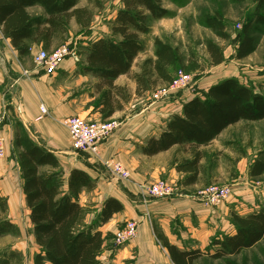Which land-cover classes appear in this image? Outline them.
Here are the masks:
<instances>
[{"label":"trees","instance_id":"16d2710c","mask_svg":"<svg viewBox=\"0 0 264 264\" xmlns=\"http://www.w3.org/2000/svg\"><path fill=\"white\" fill-rule=\"evenodd\" d=\"M120 7L111 21L110 34L92 40L85 48L80 70L92 73L97 78L94 85L97 93L95 107H99L103 119L123 109L130 100V94L123 85L115 84L120 75H129L135 83L137 97L151 92L160 84L172 80V71L181 65L182 56L176 47L158 37L153 40V56L144 58L138 64V71L131 72L134 60L143 52L140 35L147 34V17L160 19L168 15L162 0H119ZM79 0H0V29L9 39L19 56H27L32 45L44 49L53 46L54 41L68 32L71 19L81 28H88L93 20V10L79 6ZM100 7L98 0H93ZM39 7L41 14L32 15L29 9ZM264 0H256L254 23L264 24ZM205 25L222 39L229 37L224 23L214 16H207ZM251 24L243 26L235 58L243 59L256 48V41L249 31ZM210 65L222 63L221 48L212 41L206 42ZM198 69L189 59L184 70ZM264 120V95L240 82L227 77L210 85L202 95H195L182 104L181 114H173L166 121L158 136H151L140 146L141 152L152 156L183 146L191 153L176 164L177 172L185 173L180 183L190 185L197 182L201 172L200 161L204 157L201 147L208 145L227 127L240 121ZM13 146L18 149L16 160L22 178V192L31 225L37 252L34 264H105L99 256L104 238L96 224L107 222L114 213L123 209L121 202L108 197L98 214L96 222L86 225L83 220L86 208L79 203L82 190L94 187L93 179L83 170L73 168L66 178V186L56 156L34 143L23 126L14 121ZM47 166L48 171L40 168ZM250 177L264 174V147L261 148L249 166ZM234 232L215 237L211 243L213 251L198 248L181 250L153 228L157 241L167 250L172 264H193L202 256L221 259L234 256L264 240V206L244 215L232 214ZM17 226L7 217V199L0 194V238L17 233ZM17 256L10 251L0 264H9ZM226 264H235L226 261Z\"/></svg>","mask_w":264,"mask_h":264},{"label":"crops","instance_id":"0c3cea01","mask_svg":"<svg viewBox=\"0 0 264 264\" xmlns=\"http://www.w3.org/2000/svg\"><path fill=\"white\" fill-rule=\"evenodd\" d=\"M115 14L116 11L111 15V21ZM89 28H95L99 34L93 41L110 34V27L102 23L90 24ZM39 46L41 45H32L41 48ZM19 58L22 57L13 49L9 39L2 35L0 29V114H4L0 135L5 144V156L0 158V194L7 199V207V192H4L1 186H22L16 160L18 149L13 146V124L16 120L34 143L56 156L65 179L63 186H66V178L73 168L85 171L93 179V189L82 190L78 198L79 203L86 208L83 220L86 225L96 222L100 209L108 197L119 200L123 205V209L114 213L107 222L97 223L95 226L104 238L99 256L103 263L128 264L127 261L131 260L129 264H167V261L172 264L164 247H162L164 256L159 254L161 244L154 235L152 219L156 220V230L170 244L181 250L202 249L215 234L225 235L229 232L226 220L230 208L224 203L206 206L199 198L193 197L191 192L200 186L199 177L194 184L180 183L185 173L177 172L175 169L179 157L176 153L182 149V159L191 158V153L187 149L174 145L152 156L144 155L140 149L146 139L159 135L170 116L181 114L182 104L195 96L194 94L190 96L180 94L177 99L174 98V94L168 100L139 107L134 114L120 121L112 134L99 143V154L103 161L109 159L119 161L130 172V181L118 182L102 172L100 162L96 159L71 148L68 130L61 123L64 118L74 115L89 120H100L90 113L91 106H86L91 98L83 101L85 94H72L68 85L69 78L76 71L75 58H65L53 74H46L41 68L30 66L28 63L25 66ZM30 59L32 61L31 55ZM78 75L97 80L95 75L89 72H81ZM124 76L127 75H120L115 84L123 85L124 82L120 79ZM130 81L135 90V83L131 79ZM40 105L46 108V114L41 113ZM124 112L122 109L112 116ZM203 147L205 146L201 149ZM40 169L48 171L51 168L43 166ZM159 178L170 182L180 178L178 186L183 193L180 196L158 199L140 192L139 184H148ZM245 192L247 195L249 189L246 188ZM84 195L88 199L86 204L82 201ZM251 197L247 195L246 198ZM254 210L257 208L249 209L248 212ZM128 220L137 222L136 235L129 242L115 246L112 236Z\"/></svg>","mask_w":264,"mask_h":264},{"label":"rangeland","instance_id":"374dc122","mask_svg":"<svg viewBox=\"0 0 264 264\" xmlns=\"http://www.w3.org/2000/svg\"><path fill=\"white\" fill-rule=\"evenodd\" d=\"M98 1L101 3L100 7H95L93 0H79L78 5L88 6L93 10L92 25L98 22L110 27L111 15L120 7V2L119 0ZM255 4L256 0H162V6L168 10V15L160 19L147 17L146 23L149 27V32L140 35L144 50L135 59L131 72L138 71L137 66L144 58L153 56V40L158 37L163 42L176 47L182 56V63L177 65L172 71V78H175L180 73L192 75L191 84L188 88L176 93V96L174 95L175 99L180 94H186L187 96L193 94L202 95L210 85L227 77H235L240 82L251 86L255 92L264 95V24H255L253 21ZM29 11L32 15L42 13L39 7L31 8ZM207 16H214L220 19L224 23L229 37L222 39L212 29L207 27L204 22ZM73 21L72 23L69 22L68 32L59 36L54 41L53 46L47 50L67 45L75 52L77 57L75 59L76 71L69 78L68 85L72 94H85L83 101L89 97L91 98L87 101L86 106H91L90 113L95 118L102 120L103 117L99 112V107L94 106L98 97L94 89L97 80L94 81L89 76L85 78L78 75V73H81L80 66L86 46L99 34L95 31V28L91 29L88 27L84 29ZM247 23L251 24L249 33L256 41V48L249 56L238 60L235 58V50L241 30ZM207 41H212L221 48L224 56L222 63L210 65V58L206 50ZM39 47L43 48L42 46ZM37 49L39 48L31 47L29 55L19 58L21 63L25 66L28 63V65L35 67L30 55L32 51ZM189 59L196 62L197 70L193 72L184 70V66H186ZM120 80L124 82L123 86L129 92L130 100L123 106L124 114L118 113L112 116L118 122L122 121L126 116L134 114L139 107L156 102L153 100L151 92L137 97L134 94L129 75L122 77ZM79 104L84 105L83 103ZM125 107H127L126 110ZM263 147L264 120H260L240 121L231 125L209 145L202 148L204 158L199 175L200 186L194 188L191 193L193 197L199 198V190L208 185L216 184L231 187V196L221 202L230 208L226 220V226L229 228L227 234H232L234 231L235 223L232 219V214L244 215L249 213V209H254V207L258 209L264 206V174L259 177H250L248 174L250 164L257 152ZM182 151V149H179L176 153L179 156L178 160H176L178 161L177 163L183 158L181 157L183 156ZM100 167L107 177L118 182L123 181L114 178L106 165L100 163ZM130 179L131 177L124 181H130ZM180 180L178 178L174 179V182L168 181L175 188L174 196H180L183 193L180 186H178ZM1 188L4 192H7V217L17 226L18 231L0 238V258H6L7 253L13 251L17 252V256L12 258L9 264H34V254L38 248L32 235L28 218L29 212L24 203L22 188L21 186H1ZM246 188L249 189L247 195L252 196L251 198H246ZM86 200L88 201L87 196L84 195L82 198L84 204L87 203ZM151 223L156 228V220L152 219ZM220 235L223 236L224 234ZM220 235L215 234L200 250L212 252L214 248L211 241ZM159 254L160 256L165 254L162 246L159 248ZM226 261H231L235 264H264V240L249 249L241 251L237 255L221 259L202 256L193 264H226ZM129 262L131 263V260L127 261L128 264ZM167 264H171L170 261H167Z\"/></svg>","mask_w":264,"mask_h":264},{"label":"built area","instance_id":"2783aa9c","mask_svg":"<svg viewBox=\"0 0 264 264\" xmlns=\"http://www.w3.org/2000/svg\"><path fill=\"white\" fill-rule=\"evenodd\" d=\"M67 57L77 59L74 51L67 45H62L52 50L39 48L32 52L31 58L37 68H41L46 74H53L60 63ZM192 82V75L189 73H180L168 83L159 85L151 91V96L155 101H161L170 98L172 95L188 88ZM42 114L47 110L40 105ZM4 114H0V125ZM61 123L67 128L70 137V146L76 152H84L96 159L109 169L113 177L119 180L130 178L129 170L119 161L109 159L103 161L99 154L98 145L106 139L118 126L119 122L113 117L103 120H89L78 115L64 118ZM5 156L4 139L0 135V158ZM138 188L144 195L152 198H169L174 196L175 188L166 179L159 178L148 184H139ZM231 194V187L227 185H208L199 190L198 197L206 206H216L225 201ZM137 232V222L128 220L119 227L113 235L115 245H123L132 240Z\"/></svg>","mask_w":264,"mask_h":264}]
</instances>
